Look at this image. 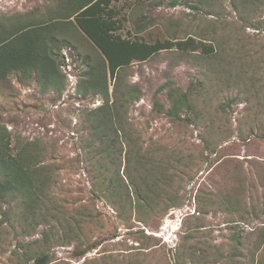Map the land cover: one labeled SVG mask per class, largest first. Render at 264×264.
<instances>
[{
	"label": "rangeland",
	"instance_id": "rangeland-1",
	"mask_svg": "<svg viewBox=\"0 0 264 264\" xmlns=\"http://www.w3.org/2000/svg\"><path fill=\"white\" fill-rule=\"evenodd\" d=\"M56 2L0 0V16L28 11L46 15ZM172 2L125 0L119 4L129 17L126 28L139 25L148 42L192 36L216 48L211 56L163 51L120 74V89L135 84L141 91L123 128L126 138H121L122 153L116 163L121 176L126 177L130 137L143 153H149L153 167L158 162L166 164L167 190L177 193L182 202L163 216L154 215L153 227L140 226L128 211L124 219L131 217L129 222L117 219L103 198L92 194L89 174L76 164L80 137L72 132L73 126L82 112L101 103L76 93L83 89L86 76L83 58L89 55L102 63L101 55L78 29L73 37L74 58L62 52L65 88L61 97L40 90L35 82L21 86L13 78L0 88V124L10 132L12 144L36 138L52 144L57 150L52 160L56 169L51 180L53 200L62 202L71 215L77 210L85 215L80 238L48 248L54 263L84 264L104 255L115 264H264V184L257 181L259 176L264 178V140L247 134L264 137V26L254 29L247 23V19L264 21V4H256L252 12L245 4L233 7L231 0H213L204 8L196 7L194 0ZM161 87L199 90L197 108L204 113L197 126L173 124L155 111V99L168 106ZM203 138L214 142V153L204 148ZM130 163L131 170L134 161ZM231 189L243 191L237 212L227 209L218 196ZM5 225L0 230V264H16L11 253L17 243L39 239L43 227L23 236ZM96 244L84 257L75 256V251ZM42 249L41 243L33 248Z\"/></svg>",
	"mask_w": 264,
	"mask_h": 264
},
{
	"label": "trees",
	"instance_id": "trees-1",
	"mask_svg": "<svg viewBox=\"0 0 264 264\" xmlns=\"http://www.w3.org/2000/svg\"><path fill=\"white\" fill-rule=\"evenodd\" d=\"M124 1L57 0L54 9L46 15L28 11L0 16V88L13 78L21 86L35 82L40 90H51L61 97L65 88L61 80H65L61 73L62 52L66 51L69 58H74L73 37L78 29L101 55L102 63L93 61L89 55L83 58L86 76L83 89H76V93L82 98L98 99L101 103L82 112L79 122L73 126L72 132L80 137L76 164H82L89 174L92 194L98 200L102 197L117 219L129 222L131 217L124 219L128 211L130 216L134 215L132 220L147 228L153 227L154 215L163 216L170 208L181 206L182 202L177 193L167 190L166 164L158 162V166L153 167L149 153H143L130 137L125 153L126 177L121 176L116 164L122 153L119 145L122 136L126 138L122 133L129 108L140 99L141 91L135 84L120 89V74L133 63L145 62L163 51L175 49L185 54L199 52L211 56L216 48L213 43L192 36L178 40L158 38L148 42L141 36L139 25L126 28L129 17L119 7ZM194 1L196 7L204 8L213 0ZM175 2L173 0L171 5ZM231 4L235 8L236 4H245L250 11L256 12L254 6L263 5L264 0H231ZM247 23L254 29L264 26V21L247 19ZM161 88L159 91L165 90L168 106L164 107L155 99V111L173 124L197 126L204 113L203 109L197 108L199 90L193 88L183 92L176 87ZM247 134L264 140L263 135L253 136L251 131ZM202 143L206 150L214 153L215 149L211 147L214 142L203 138ZM55 151L52 144L48 146L38 138L13 145L10 132L0 124V230L6 224L7 230L18 229L21 235L28 236L39 226L43 227L39 239L17 243L11 253L16 264H67L54 263L48 248L70 244L82 236L80 229L85 215L80 210L71 215L62 202L53 200L51 180L56 174L52 162ZM257 181L264 184L261 176ZM235 190L218 196L228 204L227 209L237 212L243 191ZM140 233L144 231L140 229ZM232 238L240 244L237 237L233 235ZM37 243H41L42 250H33ZM98 245L75 251V256L82 258ZM84 264L115 262L110 256L103 255L84 261Z\"/></svg>",
	"mask_w": 264,
	"mask_h": 264
}]
</instances>
